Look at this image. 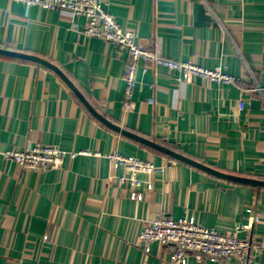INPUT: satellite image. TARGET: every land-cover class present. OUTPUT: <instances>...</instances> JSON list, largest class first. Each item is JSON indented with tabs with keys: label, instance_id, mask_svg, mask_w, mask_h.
I'll return each mask as SVG.
<instances>
[{
	"label": "crops",
	"instance_id": "1",
	"mask_svg": "<svg viewBox=\"0 0 264 264\" xmlns=\"http://www.w3.org/2000/svg\"><path fill=\"white\" fill-rule=\"evenodd\" d=\"M102 3L144 47L220 68L236 81L194 76L180 83L167 67H142L126 107L130 59L122 46L85 35L84 17L0 0V48L56 65L121 130L98 119L54 69L0 54V264H173L170 247L138 243L144 224L159 217L238 234L253 244L248 264H264V186L219 177L124 133L264 180V94L257 90L264 89V0ZM37 143L89 154L38 171L3 154ZM112 153L163 171L132 198ZM187 264L233 261L191 255Z\"/></svg>",
	"mask_w": 264,
	"mask_h": 264
},
{
	"label": "built area",
	"instance_id": "2",
	"mask_svg": "<svg viewBox=\"0 0 264 264\" xmlns=\"http://www.w3.org/2000/svg\"><path fill=\"white\" fill-rule=\"evenodd\" d=\"M26 7L38 6L43 9H56L67 13L71 19L84 17L82 32L90 37L122 46L128 53L129 63L125 68L126 82L123 104L127 107L136 86V77L140 68L164 66L170 69L177 82L190 81L194 76L219 83H231L236 78L220 68H206L192 61H178L144 47L131 31L124 30L116 16L108 13L102 0H12ZM264 94L263 88L257 89ZM245 103L239 102V110ZM28 171L60 168L68 155L89 154L87 151L69 152L55 146L37 143L25 150H8L3 153ZM116 167H122L124 173L118 177L120 183L131 192L132 198H139V191L153 187L151 178L163 169L152 161L130 157L120 153L109 155ZM258 220L254 217V221ZM249 225H240L248 229ZM156 242L170 247L169 259L173 264H187L191 255L198 260L205 257L230 259L233 264H248L253 244L238 234L228 235L218 229L207 227L188 217H159L144 224L138 237V243L148 245Z\"/></svg>",
	"mask_w": 264,
	"mask_h": 264
},
{
	"label": "water",
	"instance_id": "3",
	"mask_svg": "<svg viewBox=\"0 0 264 264\" xmlns=\"http://www.w3.org/2000/svg\"><path fill=\"white\" fill-rule=\"evenodd\" d=\"M204 6L202 7V11H201V14L204 15L205 14V11L203 10ZM204 18L205 15H204ZM0 54H3V55H9V56H13V57H18V58H23V59H28V60H32V61H36L38 63H41L43 65H46L52 69H54L55 71H57L64 79L65 81L72 87V89L79 95L80 99L86 104V106L92 111V113L98 118L100 119L101 121H103L104 123H106L108 126L114 128V129H117V130H120L119 127L113 125L112 123H110L107 119H105L104 117H102L97 111H95V109L90 105V103L83 97V95L75 88V86L72 84V82L62 73V71L56 66L54 65L53 63H51L50 61L44 59V58H41L39 56H36V55H31V54H27V53H21V52H16V51H11V50H7V49H3V48H0ZM121 131V130H120ZM124 133L134 137L135 139H138L140 141H143L147 144H150L152 146H155L156 148L160 149L161 151H164L165 153L181 160V161H184V162H187L191 165H194L196 167H199L205 171H208L214 175H217L219 177H222V178H226V179H230V180H233V181H237V182H244V183H249V184H254V185H258V186H264V180L262 179H256V178H250V177H242V176H236V175H232V174H228V173H223L221 171H218L204 163H201L199 161H196L194 159H191L189 157H186L184 155H181L179 153H176L168 148H165L163 146H160V145H157V144H154L152 143L151 141H148L146 139H143V138H140V137H137L135 135H132L130 133H127L126 131H124Z\"/></svg>",
	"mask_w": 264,
	"mask_h": 264
}]
</instances>
